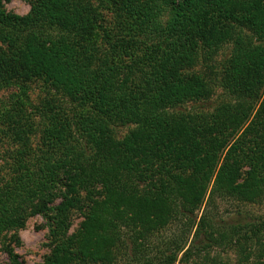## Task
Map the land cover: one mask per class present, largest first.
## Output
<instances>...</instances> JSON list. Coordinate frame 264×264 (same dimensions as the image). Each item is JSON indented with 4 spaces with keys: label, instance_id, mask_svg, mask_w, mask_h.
I'll return each mask as SVG.
<instances>
[{
    "label": "trees",
    "instance_id": "1",
    "mask_svg": "<svg viewBox=\"0 0 264 264\" xmlns=\"http://www.w3.org/2000/svg\"><path fill=\"white\" fill-rule=\"evenodd\" d=\"M4 1L0 90L48 92L3 116L0 240L42 216L44 264H226L215 246L264 264L263 225L214 213L264 201V0H23L24 17Z\"/></svg>",
    "mask_w": 264,
    "mask_h": 264
},
{
    "label": "rangeland",
    "instance_id": "2",
    "mask_svg": "<svg viewBox=\"0 0 264 264\" xmlns=\"http://www.w3.org/2000/svg\"><path fill=\"white\" fill-rule=\"evenodd\" d=\"M4 10L12 15L19 17L26 16L30 11V5L23 0H10L3 3ZM107 22L111 21V15L104 14ZM224 54H228L225 50ZM223 56V54H222ZM27 90L23 89L21 85H14L7 89L0 90V151H3L6 137H4L3 116L18 104V102H27L28 113L34 115L32 109L41 107L47 97V88L38 81L27 83ZM25 93V94H24ZM26 95V96H23ZM221 92L216 89L214 96L209 102L200 104L202 109H209L215 106L220 99ZM26 98L28 100H26ZM29 105L33 108L30 109ZM126 130H121L119 136L124 135ZM36 143L37 141L34 140ZM206 207H202L201 211L197 214L198 218L206 211ZM209 212V211H208ZM217 224L222 226H234L236 224L243 225H263L264 231V201L255 205H241L234 202H219L216 211ZM83 216L79 211L72 214V226L70 233L75 232ZM193 232L188 235V244L193 240ZM49 231L47 228L46 219L42 216H35L27 220L25 228L17 233H11L4 236L0 240V264H44V260L50 254L49 244ZM264 235V233H263ZM182 237V227L179 224H174L167 228L161 235H157L150 247L149 253L153 258L158 257L161 253L165 252L169 255L167 248L172 242L180 241ZM11 252V256L9 255ZM211 257L217 258L226 264H236L237 257L235 252L223 246H215L210 254ZM181 254L178 255L176 264H179ZM118 264H128L125 261Z\"/></svg>",
    "mask_w": 264,
    "mask_h": 264
}]
</instances>
